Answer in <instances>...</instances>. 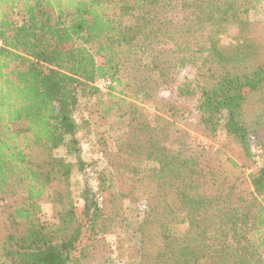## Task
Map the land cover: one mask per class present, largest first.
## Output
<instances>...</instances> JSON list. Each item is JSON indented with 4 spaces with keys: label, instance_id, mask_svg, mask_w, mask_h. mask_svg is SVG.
<instances>
[{
    "label": "trees",
    "instance_id": "trees-1",
    "mask_svg": "<svg viewBox=\"0 0 264 264\" xmlns=\"http://www.w3.org/2000/svg\"><path fill=\"white\" fill-rule=\"evenodd\" d=\"M249 5L0 0V264H264V150L252 149L264 57L244 33ZM83 105L116 134L110 149L97 133L95 185Z\"/></svg>",
    "mask_w": 264,
    "mask_h": 264
},
{
    "label": "rangeland",
    "instance_id": "rangeland-1",
    "mask_svg": "<svg viewBox=\"0 0 264 264\" xmlns=\"http://www.w3.org/2000/svg\"><path fill=\"white\" fill-rule=\"evenodd\" d=\"M247 18V25L245 30V35L247 38L252 40L257 49L259 50V57H264V0H250L249 10L246 13ZM234 29L230 31V34L227 36H223L221 38V42L224 45H227L231 42V36H233ZM103 93H106L105 90H103ZM160 96H162L165 99L168 100H176L174 95L169 91H163L160 93ZM101 99L104 98V96L100 97ZM180 103L186 105L187 107L190 106V102L180 101ZM151 107V106H150ZM147 111L153 112L152 108L147 107ZM75 119L77 120L78 124L80 125L77 137L80 142V149H81V157L82 159L87 163L86 172L88 173V179L92 185H95L94 177H95V171H99L104 166V159L99 151V147L97 144V133L102 132L104 130V137L106 140L107 147L110 149H113L115 147L114 139L116 137V134L113 132L107 131L104 125H100L97 127V125L93 124V119L91 116L88 115L86 110L84 109V105L79 108V110L75 114ZM195 118L192 116V114H187L186 117L180 122V127L191 134V137H189L190 140H193L192 138L196 137L197 133L193 132L191 123L194 122ZM252 146L253 151L255 154H259L264 150V139L257 135L255 137V142ZM57 155L60 157H65L69 159L66 154L65 150L63 148H60L57 151ZM259 161V160H258ZM260 163V161H259ZM82 185V178L80 175L75 173L71 178V189L73 191V195L76 197L78 196L80 192V188ZM43 210L45 213H49V206L43 205ZM106 240H113L111 237H107ZM124 243V250H128L129 247L136 246V237L135 236H129L126 235ZM111 251L112 255H116L118 257H121V251L115 246H112ZM134 255V254H133ZM117 264H122V261L117 262Z\"/></svg>",
    "mask_w": 264,
    "mask_h": 264
},
{
    "label": "built area",
    "instance_id": "built-area-1",
    "mask_svg": "<svg viewBox=\"0 0 264 264\" xmlns=\"http://www.w3.org/2000/svg\"><path fill=\"white\" fill-rule=\"evenodd\" d=\"M2 46V44H1V42H0V47ZM100 83L102 84V85H106L107 83L105 82V81H100Z\"/></svg>",
    "mask_w": 264,
    "mask_h": 264
}]
</instances>
